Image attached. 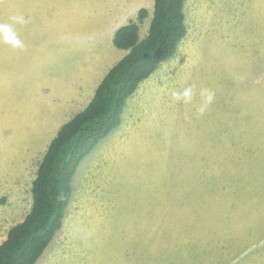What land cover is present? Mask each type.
<instances>
[{
  "label": "rangeland",
  "instance_id": "obj_1",
  "mask_svg": "<svg viewBox=\"0 0 264 264\" xmlns=\"http://www.w3.org/2000/svg\"><path fill=\"white\" fill-rule=\"evenodd\" d=\"M117 2L0 0V24L15 35L0 41V243L30 211L61 125L127 53L113 41ZM184 12L175 56L81 161L63 225L36 264H264V0H186ZM188 85L215 92L202 115L198 95L171 99Z\"/></svg>",
  "mask_w": 264,
  "mask_h": 264
},
{
  "label": "trees",
  "instance_id": "obj_2",
  "mask_svg": "<svg viewBox=\"0 0 264 264\" xmlns=\"http://www.w3.org/2000/svg\"><path fill=\"white\" fill-rule=\"evenodd\" d=\"M186 0H154L147 34L142 7L115 33L114 44L127 53L105 74L89 103L59 128L33 180V202L25 218L0 243V264H36L63 225L81 161L122 121L129 98L164 61L175 56L187 35Z\"/></svg>",
  "mask_w": 264,
  "mask_h": 264
},
{
  "label": "clouds",
  "instance_id": "obj_3",
  "mask_svg": "<svg viewBox=\"0 0 264 264\" xmlns=\"http://www.w3.org/2000/svg\"><path fill=\"white\" fill-rule=\"evenodd\" d=\"M10 19L15 23H25L23 17H10ZM15 39L14 31L11 24H0V41L5 43H11ZM18 44L19 41L17 40ZM181 52V51H180ZM182 53V52H181ZM175 64L170 67L173 68L179 63V58H177ZM169 70V69H168ZM200 97V103L195 106V112L202 115L209 105L212 104L215 98V92L209 88H201L197 90L195 85H188L181 90H173L171 92V99L174 102L182 103L185 105L193 104L194 98L196 96Z\"/></svg>",
  "mask_w": 264,
  "mask_h": 264
},
{
  "label": "crops",
  "instance_id": "obj_4",
  "mask_svg": "<svg viewBox=\"0 0 264 264\" xmlns=\"http://www.w3.org/2000/svg\"><path fill=\"white\" fill-rule=\"evenodd\" d=\"M149 2L150 0H118V2L116 3V5H120L121 6V10L119 12H117L116 15H112L111 16V27H114L115 30L113 32V39L115 36L116 31L123 26L124 24H126L128 21H130L131 18L134 17L135 12L139 9H141L144 5H148L147 2ZM123 2V3H122ZM111 5L113 6L114 3H111ZM149 7V6H147ZM151 13V12H150ZM109 14H112V12H109ZM134 19V18H133ZM110 27V28H111ZM141 36V35H140ZM125 55V54H124ZM123 55V56H124ZM122 56V57H123ZM121 57V58H122ZM120 58V59H121ZM119 59V60H120ZM118 60V61H119ZM108 72V71H107ZM106 72V73H107ZM103 74V76H101L100 80L98 81L97 86L99 85V83L101 82V80L103 79V77L105 76V74ZM95 88V89H96ZM92 99V98H91Z\"/></svg>",
  "mask_w": 264,
  "mask_h": 264
}]
</instances>
